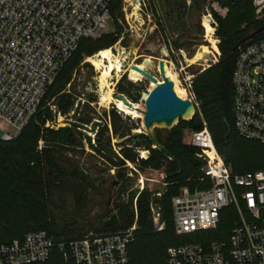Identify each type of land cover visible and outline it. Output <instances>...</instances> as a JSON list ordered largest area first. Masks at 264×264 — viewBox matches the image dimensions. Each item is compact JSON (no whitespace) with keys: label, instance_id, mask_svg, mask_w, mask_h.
Listing matches in <instances>:
<instances>
[{"label":"trees","instance_id":"1","mask_svg":"<svg viewBox=\"0 0 264 264\" xmlns=\"http://www.w3.org/2000/svg\"><path fill=\"white\" fill-rule=\"evenodd\" d=\"M152 8L156 13V0ZM169 22V30L177 40L173 45L189 49L194 36L201 37V12L207 0H193L187 7L184 0H161ZM223 7L229 9L228 17H217L216 38L220 41L218 63L199 72L193 81V93L199 103V110L208 124L214 144L225 163L233 168L235 174L249 171H264V146L243 139L235 127L234 110V71L238 48L255 35L261 23L256 20L253 0H220ZM110 14L117 21L122 17V0H113ZM195 18L198 22H195ZM156 20L165 30L161 16ZM184 20L183 26L176 23ZM118 26V25H117ZM173 26V27H172ZM180 28L182 30H180ZM122 31L103 34L98 39L83 40L71 59L63 68L56 82L50 88L37 113L11 141L0 137V245H10L15 240H23L32 232L44 231L51 237L55 247L45 262L32 264H76L69 254L61 251V245L85 237V227L78 223L61 224L54 215V197L71 193L77 210L83 211L89 203V192L94 189L88 175L81 171L70 157V153L84 149V135L75 126L55 128L59 116L66 117L67 122L91 125L93 120L88 112H75L79 96L72 87L73 77L85 62V57H92L108 50L118 43ZM84 67H90L85 64ZM117 91L133 102H139L141 88L132 82L119 84ZM91 101L90 103H93ZM82 112V113H81ZM113 127V134L123 141L139 129L140 120H126L130 125H123V115L113 109L107 114ZM203 127L200 114L191 122H180L165 134L155 133V139L167 150V153L155 148L147 136L125 142L120 148L119 159L97 153L107 159L112 168L118 170L117 178L121 186L130 182L127 172L128 162L144 170H163L165 189L153 192L148 189L133 195L127 203L117 205V223L106 227L103 222L94 228L98 234L117 233L128 230L135 223V241L129 246L130 264H167L169 252L174 247L185 243L199 241L203 234L178 235L173 220L172 199L184 186L195 188L200 184L203 163L198 159L199 149L192 145L191 136ZM107 125L99 128L96 142L111 147ZM149 151L147 158H140L139 150ZM157 194H161L158 196ZM160 207L163 221L166 223L162 232L154 229L151 206ZM236 214L230 210L222 213L221 224L216 232H210L213 239L227 235L233 227Z\"/></svg>","mask_w":264,"mask_h":264},{"label":"built area","instance_id":"2","mask_svg":"<svg viewBox=\"0 0 264 264\" xmlns=\"http://www.w3.org/2000/svg\"><path fill=\"white\" fill-rule=\"evenodd\" d=\"M112 3L113 0H0L3 141L15 139L37 113L81 42L98 39L106 32ZM253 7L256 20L264 25V0H253ZM227 15L228 9L220 5V0H210L201 19L206 41L212 38L219 44L217 17ZM257 36L238 48L233 80L235 127L243 139L264 146V31ZM212 57L215 64L220 52L213 51ZM171 64L167 62V67ZM185 74L190 100L203 124L191 136L203 167L199 186H184L173 197V220L178 235H205L199 241L171 249L167 264H264V171L235 174L225 163L193 93L196 75ZM230 209L236 214L230 233L213 239L209 233L218 231L223 211ZM151 216L156 232H162L166 223L156 204L151 206ZM136 230L135 223L122 232L91 233L62 244L61 251L76 264H130L129 246L135 241ZM54 247L46 232H32L23 240L0 245V264L45 262Z\"/></svg>","mask_w":264,"mask_h":264},{"label":"rangeland","instance_id":"3","mask_svg":"<svg viewBox=\"0 0 264 264\" xmlns=\"http://www.w3.org/2000/svg\"><path fill=\"white\" fill-rule=\"evenodd\" d=\"M184 1L187 7H190L193 0ZM209 2L210 0H207L205 8L200 14L201 19ZM156 3L157 17H162L165 23V30L159 27L151 0H122V17L118 18V22H116L111 16L108 22V28L106 32L103 33L114 34L118 33L120 30L122 31L118 43L112 48H109L113 54L112 60L114 65H119L121 71H113L111 76L103 82L102 74L105 68L102 67L101 69H97L91 63L92 59H96L97 53L92 57H85V62L80 71L73 77V86L67 87L68 89H75L79 96L78 102H83L80 110L82 112H88L93 123L95 121H100L103 125H107L109 132L106 134V137H110L111 147L117 151L118 155H120V151L117 148V143L122 139L113 134L112 122L110 118L107 117V114L113 109L122 113L124 126L131 124L129 120H126V117H130V120L134 122L140 120V127L138 130L134 131L133 134L144 131V129L141 122L143 116L141 118H133L121 111L116 105V95L119 94L117 87L119 84L127 85L128 82H132L133 84H138L143 93H148L152 86L149 81L143 78L141 80L131 81L129 79L131 65H141L147 58L155 61L165 59L172 62L173 65H168L169 71L175 78L179 89L182 90L181 94L176 92L177 95L182 99H191V94L184 80L186 77L185 73L188 75H197L199 72L201 73L218 63V61L215 64L213 63V44L211 41H206L205 37L199 40L197 44L192 45L189 49L181 47L177 50L173 45V41L177 40V38L173 36L172 32L169 30L170 26L165 16L166 11L164 9V4L161 0H156ZM227 17L228 15L225 18ZM195 22H198L197 18H195ZM183 23L184 20H181L176 23V25L177 27H182ZM182 29L180 28V30ZM203 46L207 47L211 53L210 58L209 56L207 57L209 60L205 58L204 61L191 62ZM179 50H182L183 53L180 54ZM85 64L90 65V67H84ZM187 65H190V67L187 68ZM154 76L160 81V76L158 74H154ZM126 98L136 107L143 109L141 101L133 102L127 96ZM91 101L94 102L90 103ZM74 113L75 112H72L68 118L73 119ZM67 121L69 120H67L66 117L59 116L54 127H67L69 126ZM154 132L165 134L168 130L155 129ZM83 135L84 149L71 152L69 155L76 166L79 167L81 171H85L91 183L94 185V189L89 192V203L83 211L79 212L74 204L71 193L64 194L63 197H59L60 194L57 193L54 197L53 212L61 224L77 222L79 226H84L86 230L85 236H87L91 233H96L94 228H99L103 222L108 221L112 215L117 214V205L127 203L133 195L138 196V194L142 192V188L143 190L148 189L153 192H162L165 189L166 175L163 170H144L128 162L126 169L131 180L126 186H121L119 184L114 188L110 206L107 207L109 199L108 188L113 180H119L117 178L118 170L112 168L107 159L98 156L97 153L90 149L85 143L86 134L83 133ZM139 152L140 158L145 159L149 156V151L141 149ZM229 167L233 170L231 165H229Z\"/></svg>","mask_w":264,"mask_h":264},{"label":"water","instance_id":"4","mask_svg":"<svg viewBox=\"0 0 264 264\" xmlns=\"http://www.w3.org/2000/svg\"><path fill=\"white\" fill-rule=\"evenodd\" d=\"M264 31V25L259 27L255 32L258 35ZM167 63L165 59L158 61L147 58L141 65H131L130 70L135 71L141 76V79H146L151 83V90L148 93H143L141 96V103L143 109L134 107V105L121 94L116 95V99L122 101L123 104L135 110L137 113L142 114L141 120L144 131H139L132 136L117 143L119 149L125 142L147 136L154 143L155 148L160 149L167 153V150L155 139V129L171 130L176 127L181 121L191 122L196 117L198 110L195 103L190 99L180 98L175 91V84L171 77L167 75ZM158 74L160 81L154 76ZM131 81H137L130 76ZM139 79V80H141ZM83 102L78 103L74 115L77 116ZM68 124L75 126L80 131L86 133L85 143L95 153H104L115 160L119 159L117 151L112 147L106 145H97L95 136L98 133V129L101 125L100 121H95L90 126L67 122ZM119 185L118 180H113L108 188V205L110 206L113 190ZM117 223V216L112 215L111 218L105 223L106 227H113Z\"/></svg>","mask_w":264,"mask_h":264},{"label":"bare ground","instance_id":"5","mask_svg":"<svg viewBox=\"0 0 264 264\" xmlns=\"http://www.w3.org/2000/svg\"><path fill=\"white\" fill-rule=\"evenodd\" d=\"M206 29L208 31V33H211V27L206 24ZM209 41L212 42L213 44V49H214V52L218 51V47H217V42L214 40V39H210ZM210 52L208 50L207 47H202L200 49V52L197 53V55L191 60V62H199V61H204L205 58H207L209 56L210 58ZM113 54L111 52V50H104V51H101L97 56H96V59H92L91 60V63L97 68V69H101L102 67H104L105 69L103 70V74H102V81L105 82V80L107 78H109V76H111L112 72L117 70L118 72L121 71V67L119 65L115 66L114 63H113ZM208 59V58H207ZM209 60V59H208ZM108 63V65H107ZM167 71V75L169 77L172 78V80L174 81L175 83V89H176V92L178 94H181L182 93V90L179 89L178 85H177V82L175 81V78L173 77V75L171 74V72L169 71V68L167 67L166 69ZM130 76L133 77V79L135 80H139L141 79V76L136 73L135 71H132L130 70ZM101 81V82H102ZM105 84V83H104ZM116 105L118 106V108L123 111L124 113L132 116L133 118H141L142 117V114H139L137 113L135 110L133 109H130L128 107H126L122 101H119L117 100L116 101ZM136 107V106H134Z\"/></svg>","mask_w":264,"mask_h":264},{"label":"flooded vegetation","instance_id":"6","mask_svg":"<svg viewBox=\"0 0 264 264\" xmlns=\"http://www.w3.org/2000/svg\"><path fill=\"white\" fill-rule=\"evenodd\" d=\"M204 38V34L201 36V37H196V36H194V38H193V40H192V42L193 43H197L199 40H201V39H203ZM169 56V55H168ZM167 62H169V61H167L166 60V63ZM129 73H130V71H129ZM135 86H138V84H134ZM139 87V86H138ZM143 94V93H142ZM126 97V96H125ZM135 106V105H134ZM88 126H90V125H88ZM101 126V125H100ZM100 128V127H99ZM98 131H99V129H98ZM84 133V132H83ZM86 134V133H85ZM97 135V134H96ZM96 137V136H95ZM95 139V138H94ZM96 141V140H95ZM96 144L97 145H99L97 142H96Z\"/></svg>","mask_w":264,"mask_h":264}]
</instances>
